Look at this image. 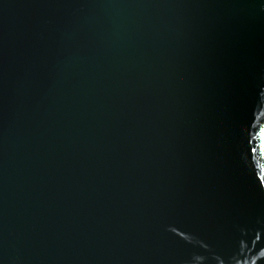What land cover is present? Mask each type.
I'll list each match as a JSON object with an SVG mask.
<instances>
[{
	"label": "water",
	"instance_id": "1",
	"mask_svg": "<svg viewBox=\"0 0 264 264\" xmlns=\"http://www.w3.org/2000/svg\"><path fill=\"white\" fill-rule=\"evenodd\" d=\"M264 0H0V264H264Z\"/></svg>",
	"mask_w": 264,
	"mask_h": 264
},
{
	"label": "bare ground",
	"instance_id": "2",
	"mask_svg": "<svg viewBox=\"0 0 264 264\" xmlns=\"http://www.w3.org/2000/svg\"><path fill=\"white\" fill-rule=\"evenodd\" d=\"M264 145V144H263Z\"/></svg>",
	"mask_w": 264,
	"mask_h": 264
}]
</instances>
